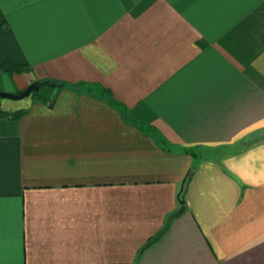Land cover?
Returning <instances> with one entry per match:
<instances>
[{
    "label": "crops",
    "instance_id": "0c3cea01",
    "mask_svg": "<svg viewBox=\"0 0 264 264\" xmlns=\"http://www.w3.org/2000/svg\"><path fill=\"white\" fill-rule=\"evenodd\" d=\"M4 63L64 86L0 99V264H264V141L185 153L264 128V0H0Z\"/></svg>",
    "mask_w": 264,
    "mask_h": 264
},
{
    "label": "trees",
    "instance_id": "16d2710c",
    "mask_svg": "<svg viewBox=\"0 0 264 264\" xmlns=\"http://www.w3.org/2000/svg\"><path fill=\"white\" fill-rule=\"evenodd\" d=\"M1 71L4 72H11V73H22L24 71H29L31 70V68L27 65H16V64H12V63H4L1 67H0ZM40 89L31 94L32 96H37L38 93L40 92L42 87L45 86H49V87H63L64 84L58 83L56 81H52V80H42V81H38ZM39 96V95H38ZM44 102H47V100H43ZM50 106H52L51 103H49ZM28 111L27 110H20L17 112H6V111H1L0 110V117H10L12 119H20L21 117H23ZM243 148L245 149L246 147L241 146L240 143L234 145V146H221L218 147L216 149H202L201 151H194V150H185V153L188 155H191L194 160L198 159L200 161L203 160H208V159H212L214 161H216L220 166H222V159L226 156V155H232L237 153L240 149L239 148ZM241 148V149H242ZM239 149V150H238ZM223 167V166H222ZM196 172V167H192L189 172L187 173L183 183H182V188L178 194V201L180 203V209L178 211V213L176 215H181L183 214L187 207H186V193L189 187V184L192 180V177L194 176Z\"/></svg>",
    "mask_w": 264,
    "mask_h": 264
},
{
    "label": "water",
    "instance_id": "95a60500",
    "mask_svg": "<svg viewBox=\"0 0 264 264\" xmlns=\"http://www.w3.org/2000/svg\"><path fill=\"white\" fill-rule=\"evenodd\" d=\"M39 89H40L39 83L35 82V83L31 84L26 90H24L23 92H21L19 94H9V93H3V92L1 93L0 92V99L22 100L24 98L29 97L31 94L37 92ZM261 141H264V128L259 129L255 132H252L251 134L247 135L246 137H244L242 139L240 144L243 147H249V146H252V145L259 143ZM163 233H164V231H160L155 236V238L150 240V242L147 244L146 247L151 246L152 244L157 242Z\"/></svg>",
    "mask_w": 264,
    "mask_h": 264
},
{
    "label": "snow or ice",
    "instance_id": "6c2138e0",
    "mask_svg": "<svg viewBox=\"0 0 264 264\" xmlns=\"http://www.w3.org/2000/svg\"><path fill=\"white\" fill-rule=\"evenodd\" d=\"M98 2H101L102 3V2H105V0H98Z\"/></svg>",
    "mask_w": 264,
    "mask_h": 264
},
{
    "label": "rangeland",
    "instance_id": "374dc122",
    "mask_svg": "<svg viewBox=\"0 0 264 264\" xmlns=\"http://www.w3.org/2000/svg\"><path fill=\"white\" fill-rule=\"evenodd\" d=\"M2 93V92H1ZM4 93V92H3ZM6 93V92H5Z\"/></svg>",
    "mask_w": 264,
    "mask_h": 264
}]
</instances>
